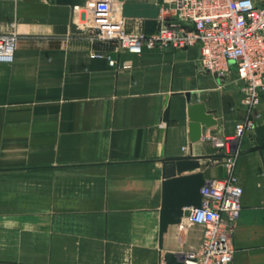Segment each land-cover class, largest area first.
Here are the masks:
<instances>
[{"label":"crops","instance_id":"crops-1","mask_svg":"<svg viewBox=\"0 0 264 264\" xmlns=\"http://www.w3.org/2000/svg\"><path fill=\"white\" fill-rule=\"evenodd\" d=\"M110 1L128 32L161 23L123 17ZM90 2L0 0V33L17 34L13 61L0 62V264H159L167 251L183 255L201 236L185 218L159 249L169 159L209 155L181 174L228 173L208 137L233 136L245 117L235 69L225 78L200 70L198 45L134 54L91 40ZM186 93L217 119L192 144ZM257 111L253 128L232 141L242 194L228 264H264V146L255 148L264 145V93Z\"/></svg>","mask_w":264,"mask_h":264},{"label":"built area","instance_id":"built-area-1","mask_svg":"<svg viewBox=\"0 0 264 264\" xmlns=\"http://www.w3.org/2000/svg\"><path fill=\"white\" fill-rule=\"evenodd\" d=\"M89 6L86 27L91 40L111 41L118 50L134 54L144 49L198 45L200 70L225 78L235 69L246 114L236 123L233 136L208 137L222 155L228 173L208 180L201 188L200 206L191 208L185 218L188 224L201 226V236L197 246L183 254L184 264L230 263L234 252L231 234L241 210L242 194L233 171L237 149L232 141L253 128L264 93V3L168 0L159 6V27L152 32L135 33L124 29L110 0H92ZM16 41L14 31L0 33V62L13 61ZM109 63L116 65L117 60L109 57Z\"/></svg>","mask_w":264,"mask_h":264},{"label":"water","instance_id":"water-1","mask_svg":"<svg viewBox=\"0 0 264 264\" xmlns=\"http://www.w3.org/2000/svg\"><path fill=\"white\" fill-rule=\"evenodd\" d=\"M58 3L69 4L72 7L85 5L89 0H56ZM120 4L123 17H158L159 6L145 1L114 0ZM71 29L78 31L76 23H71ZM188 105V126L190 143L197 142L206 131L217 123V119L208 112L202 102H190L189 93H186ZM164 118H167V110ZM264 145L255 148H261ZM209 155H188L169 159L171 166L167 168L162 181L161 205L159 208L158 240L159 249H162L163 234L169 225L178 224L182 218L189 216L191 208L199 207L201 203V188L207 183L203 172L181 174L183 171L200 167V158ZM217 156H222L218 154ZM159 264H184L183 255L167 251Z\"/></svg>","mask_w":264,"mask_h":264}]
</instances>
